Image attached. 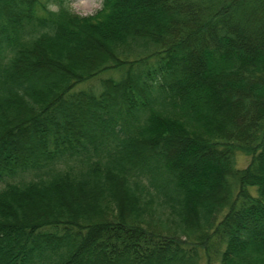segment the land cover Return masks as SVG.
<instances>
[{"label":"trees","instance_id":"trees-1","mask_svg":"<svg viewBox=\"0 0 264 264\" xmlns=\"http://www.w3.org/2000/svg\"><path fill=\"white\" fill-rule=\"evenodd\" d=\"M202 258L264 264V0H0V264Z\"/></svg>","mask_w":264,"mask_h":264},{"label":"rangeland","instance_id":"rangeland-1","mask_svg":"<svg viewBox=\"0 0 264 264\" xmlns=\"http://www.w3.org/2000/svg\"><path fill=\"white\" fill-rule=\"evenodd\" d=\"M68 6L73 10L75 13L81 15H89L93 14L98 8L101 6V0H67ZM120 72L118 70H109L99 73L97 76L85 81L81 82L77 85V88H92L95 91L100 89V79L105 76H112L114 78L119 77ZM237 159V167H245L249 161V156L237 152L236 154ZM254 192V187L251 188ZM204 263V258L201 259L200 264Z\"/></svg>","mask_w":264,"mask_h":264}]
</instances>
